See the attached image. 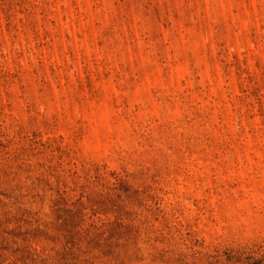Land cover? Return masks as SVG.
<instances>
[{"label": "rangeland", "instance_id": "374dc122", "mask_svg": "<svg viewBox=\"0 0 264 264\" xmlns=\"http://www.w3.org/2000/svg\"><path fill=\"white\" fill-rule=\"evenodd\" d=\"M0 264H264V0H0Z\"/></svg>", "mask_w": 264, "mask_h": 264}]
</instances>
